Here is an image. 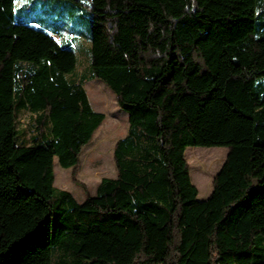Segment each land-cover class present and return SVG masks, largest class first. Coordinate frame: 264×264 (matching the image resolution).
<instances>
[{
  "label": "trees",
  "instance_id": "16d2710c",
  "mask_svg": "<svg viewBox=\"0 0 264 264\" xmlns=\"http://www.w3.org/2000/svg\"><path fill=\"white\" fill-rule=\"evenodd\" d=\"M16 1L0 0V264H264V0H33L91 20L82 76L67 37L19 21ZM92 80L128 133L116 177L78 201L54 167L76 182L105 122ZM191 147L228 149L202 201L186 159L206 187L220 156Z\"/></svg>",
  "mask_w": 264,
  "mask_h": 264
},
{
  "label": "rangeland",
  "instance_id": "374dc122",
  "mask_svg": "<svg viewBox=\"0 0 264 264\" xmlns=\"http://www.w3.org/2000/svg\"><path fill=\"white\" fill-rule=\"evenodd\" d=\"M16 18L22 23L42 26L67 37L70 44L78 51L79 76L87 75L90 70V49L91 43V20L82 13H71L66 8H56L53 13L48 14L42 9L41 3L33 0L16 1ZM81 15V16H80ZM58 40L57 36H54ZM71 78V76H70ZM85 89L88 93L90 104L96 112L106 115L105 122L96 131L91 143L83 150L80 158V165L77 171L76 182L72 178L71 169H64L55 162V186L72 193L78 201H83L88 195L94 196L97 187L103 178H115L116 168L113 161V150L116 142L125 137L128 133V116L116 103L115 96L100 81L92 80L85 82ZM19 127L28 133L27 138L32 134L30 115L26 113L19 119ZM195 151L215 152L219 162L210 182L204 187L196 179L193 180L191 166L197 171L198 162L196 159H186V153L193 156ZM228 149L226 147H191L185 152V159L189 164L192 183L197 187L198 200H205L213 190V179L222 168L226 160Z\"/></svg>",
  "mask_w": 264,
  "mask_h": 264
}]
</instances>
